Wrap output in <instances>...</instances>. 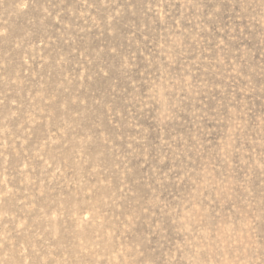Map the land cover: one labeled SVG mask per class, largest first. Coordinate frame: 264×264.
Wrapping results in <instances>:
<instances>
[{"label":"rangeland","instance_id":"rangeland-1","mask_svg":"<svg viewBox=\"0 0 264 264\" xmlns=\"http://www.w3.org/2000/svg\"><path fill=\"white\" fill-rule=\"evenodd\" d=\"M0 264H264V0H0Z\"/></svg>","mask_w":264,"mask_h":264}]
</instances>
